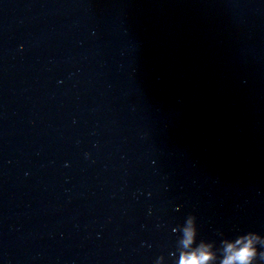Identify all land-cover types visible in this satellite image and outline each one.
Instances as JSON below:
<instances>
[{
    "label": "clouds",
    "instance_id": "9594fccd",
    "mask_svg": "<svg viewBox=\"0 0 264 264\" xmlns=\"http://www.w3.org/2000/svg\"><path fill=\"white\" fill-rule=\"evenodd\" d=\"M185 240L183 241L185 247L189 246L193 240L192 229L185 230ZM257 239H259L257 237ZM224 243V258L221 264H253L254 260L264 262V251L257 254L253 248V239L241 237L233 242ZM210 245L202 244L196 251L182 256L181 264H209L210 261L215 259V255L210 251ZM264 248V242L260 244Z\"/></svg>",
    "mask_w": 264,
    "mask_h": 264
}]
</instances>
